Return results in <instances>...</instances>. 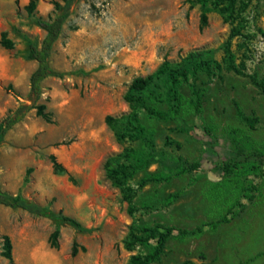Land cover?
<instances>
[{
  "label": "rangeland",
  "instance_id": "374dc122",
  "mask_svg": "<svg viewBox=\"0 0 264 264\" xmlns=\"http://www.w3.org/2000/svg\"><path fill=\"white\" fill-rule=\"evenodd\" d=\"M28 1L0 0V34L5 32L13 44L10 50L0 45V121L20 103H28L29 77L37 66L27 57L28 47L40 45L44 31L37 21L47 20L53 12L51 2L58 0H37L32 13L24 9ZM200 12L198 0H78L73 5L49 57L50 67L64 76L41 83L38 104L45 105L51 122L33 109L5 134L0 142V191L19 193L91 232L62 226L58 246L51 248V220L0 205V264H10L2 256L3 236L11 241L13 264H128L131 255L147 253L140 245L131 251L124 248L130 227L155 224L176 230L151 264H264V178L256 180V197L245 203L240 217L214 231L205 226L218 217L219 203L209 193L221 180L215 164L228 157L222 151L174 131L171 123L149 121L141 112L145 125L155 129L158 150L206 165L194 183L183 176L139 188L143 174H137L128 181L136 190L132 214L104 174L106 158L122 148L104 118L128 111L124 94L132 79L193 50H213L221 63L220 45L239 25L241 32L232 39L231 49L241 74L223 67L215 76L200 75L196 82L205 89L202 126L215 135L236 137L245 146H264V97L251 79H264V0H237L232 23L210 11L202 30ZM182 92L189 95L185 86ZM239 112L257 117L254 130ZM166 137L180 148L165 146ZM50 155L65 172L53 170ZM154 170L155 165L148 169ZM234 189L228 184L219 195ZM178 192L167 203L169 195Z\"/></svg>",
  "mask_w": 264,
  "mask_h": 264
},
{
  "label": "trees",
  "instance_id": "16d2710c",
  "mask_svg": "<svg viewBox=\"0 0 264 264\" xmlns=\"http://www.w3.org/2000/svg\"><path fill=\"white\" fill-rule=\"evenodd\" d=\"M77 1H52V15L47 20L37 21L38 26L44 31V37L39 46L30 43L28 47V59L37 64L29 77L28 103H20L0 121V142L5 134L33 109L37 116L46 122H51V114L45 111V105L38 104L42 95L41 83L48 77L62 78L64 76V73L56 72L50 67L49 57ZM198 3L201 9L200 30L206 27L207 13L210 11L217 12L225 23H232L236 18L237 0H198ZM36 4L37 0H29L24 9L32 13ZM241 26L232 27L228 38L220 45V50L223 52L221 63L215 60L214 51L209 49L193 50L179 61L164 60L152 73L135 77L129 83L124 94L127 112L105 116V125L122 148L118 153L106 158L103 165L104 174L111 185L119 189L122 201L128 204L129 214H132L134 210L132 199L136 190L128 185V181L137 174H143L138 183L139 188L147 184L168 183L183 176L189 177L191 183H194L206 165L203 161L189 162L180 156L158 150L154 142L155 129L145 125L140 118L141 112L149 121L171 123L174 125V131L187 134L193 139H200L214 151L220 150L228 155L225 160L215 164V168L220 170L221 180L212 185L213 188L209 194L216 198L221 207L218 205L217 219L205 226L214 231L219 225L228 224L235 217L242 215L247 207L246 202H252L255 199L258 192L256 180L264 178V146L260 144L245 146L236 137L215 135L209 128L202 126L205 89L196 84L200 75L215 76L223 67L228 71L241 74L235 65V56L231 49V41L240 35ZM262 35L264 37V33ZM0 45L6 50L13 48L5 32L0 34ZM251 79L264 97V79L253 77ZM184 86L189 92L188 96L182 92ZM239 117L249 130H254L259 124L257 117L244 116L240 112ZM164 145L175 149L180 148L179 143L169 137L164 139ZM49 159L55 172H65L55 156L50 155ZM154 165L156 170L148 171L149 167ZM228 184L234 186L235 193H226L220 197L222 188L227 187ZM179 195L180 192L169 195L167 203H171ZM0 205L51 220L54 224V230L48 240L51 248H57V238L62 226H69L78 233L91 232L90 228L84 227L77 220L64 216L60 212L54 213L48 207L31 202L19 193L9 195L0 191ZM175 230L173 227L162 224H155L152 227L131 226L129 233L123 239L124 248L131 251L136 245H140L147 250V253L131 255L128 264H151L163 252L167 239ZM177 231L179 235L187 234L183 230ZM2 248V256L13 264L9 237H2ZM71 254H76L74 247Z\"/></svg>",
  "mask_w": 264,
  "mask_h": 264
}]
</instances>
